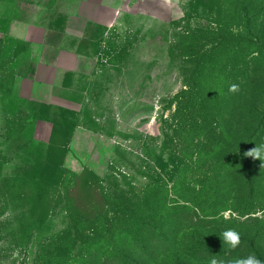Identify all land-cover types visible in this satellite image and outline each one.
I'll list each match as a JSON object with an SVG mask.
<instances>
[{
	"label": "rangeland",
	"instance_id": "obj_1",
	"mask_svg": "<svg viewBox=\"0 0 264 264\" xmlns=\"http://www.w3.org/2000/svg\"><path fill=\"white\" fill-rule=\"evenodd\" d=\"M72 19L87 20L85 74L61 80L87 102L51 110L64 134L51 146L12 85L76 47L63 41ZM78 127L83 161L68 157ZM260 144L264 0H128L118 14L0 0V264L264 261V169L244 156Z\"/></svg>",
	"mask_w": 264,
	"mask_h": 264
},
{
	"label": "crops",
	"instance_id": "obj_2",
	"mask_svg": "<svg viewBox=\"0 0 264 264\" xmlns=\"http://www.w3.org/2000/svg\"><path fill=\"white\" fill-rule=\"evenodd\" d=\"M97 10L111 9L118 14L128 0H86ZM87 20H70L67 25L64 42L72 43L76 47L60 44L51 61H41L30 77H17L12 85V94L15 98L28 102H35L53 107L80 112L87 102L85 92L78 91L72 86L63 84L61 77L69 75L73 78L85 74L83 66L85 56L79 47L83 45L86 37ZM54 124L51 121H37L34 123L33 138L35 141L49 144L52 140ZM89 131L78 127L70 141V155L83 161L90 142L83 136ZM85 145V147L83 146ZM90 152V151H89ZM87 156V155H86Z\"/></svg>",
	"mask_w": 264,
	"mask_h": 264
},
{
	"label": "clouds",
	"instance_id": "obj_3",
	"mask_svg": "<svg viewBox=\"0 0 264 264\" xmlns=\"http://www.w3.org/2000/svg\"><path fill=\"white\" fill-rule=\"evenodd\" d=\"M228 90L231 93H235L239 90V85L232 84ZM244 156L260 160L262 162L261 168L264 169V144L256 145L254 148L249 149L244 153ZM219 239L221 241L222 247L227 245L232 249H236L241 243L240 234L234 229L224 230L219 235ZM210 264H225V262L213 258ZM227 264H264V261L257 258L255 255H248L246 257H234L228 261Z\"/></svg>",
	"mask_w": 264,
	"mask_h": 264
},
{
	"label": "trees",
	"instance_id": "obj_4",
	"mask_svg": "<svg viewBox=\"0 0 264 264\" xmlns=\"http://www.w3.org/2000/svg\"><path fill=\"white\" fill-rule=\"evenodd\" d=\"M28 77V76H24ZM30 77V76H29ZM32 105V117L31 120L35 123L37 121H51L54 124V130H53V136L52 140L49 144L54 145L60 142V139H63L64 134L59 133L57 130V125L56 122L53 121L50 117L51 110H57L60 113L61 112H73L67 109L59 108V107H53L50 105H45V104H40V103H35L31 102ZM64 147H68L69 141H66L64 144H62ZM86 173L81 175V177L78 179V184L86 186L88 183L85 181ZM89 185V184H88ZM91 188V187H88Z\"/></svg>",
	"mask_w": 264,
	"mask_h": 264
}]
</instances>
